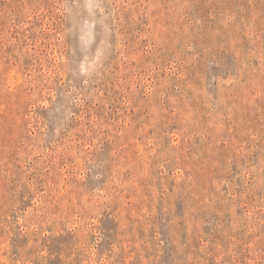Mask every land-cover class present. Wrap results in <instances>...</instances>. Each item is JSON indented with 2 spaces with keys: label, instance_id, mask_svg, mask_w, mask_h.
<instances>
[{
  "label": "rangeland",
  "instance_id": "1",
  "mask_svg": "<svg viewBox=\"0 0 264 264\" xmlns=\"http://www.w3.org/2000/svg\"><path fill=\"white\" fill-rule=\"evenodd\" d=\"M0 264H264V0H0Z\"/></svg>",
  "mask_w": 264,
  "mask_h": 264
}]
</instances>
